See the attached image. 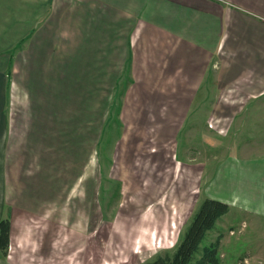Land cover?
Masks as SVG:
<instances>
[{
    "label": "crops",
    "instance_id": "obj_1",
    "mask_svg": "<svg viewBox=\"0 0 264 264\" xmlns=\"http://www.w3.org/2000/svg\"><path fill=\"white\" fill-rule=\"evenodd\" d=\"M76 62L86 77L70 69L79 97L59 113V83ZM115 88L146 115H264V0H0V220L10 219V248L23 242V209L46 210L47 197L28 200L47 192L46 161L48 178L63 170L62 130L78 128L77 115H111Z\"/></svg>",
    "mask_w": 264,
    "mask_h": 264
},
{
    "label": "rangeland",
    "instance_id": "obj_2",
    "mask_svg": "<svg viewBox=\"0 0 264 264\" xmlns=\"http://www.w3.org/2000/svg\"><path fill=\"white\" fill-rule=\"evenodd\" d=\"M76 63L64 68L59 113L64 99L79 97L70 70L80 76ZM112 90L111 115H77L78 128L62 130L64 171L48 178L46 161L47 192L28 200L31 207L35 196L47 197L46 210L23 209L27 229L9 248L10 264H144L175 250L207 196L235 204L192 264L210 245L221 264H264V115H146L127 104L128 88ZM55 155L58 167L60 150Z\"/></svg>",
    "mask_w": 264,
    "mask_h": 264
},
{
    "label": "trees",
    "instance_id": "obj_3",
    "mask_svg": "<svg viewBox=\"0 0 264 264\" xmlns=\"http://www.w3.org/2000/svg\"><path fill=\"white\" fill-rule=\"evenodd\" d=\"M231 205L220 199L205 197L181 235L173 252L157 253L144 264H192L208 232L217 222L230 212ZM11 222L8 218L0 220V254L7 257L10 248ZM198 264H221L215 245L205 247Z\"/></svg>",
    "mask_w": 264,
    "mask_h": 264
}]
</instances>
